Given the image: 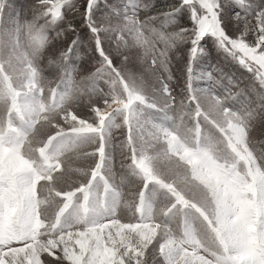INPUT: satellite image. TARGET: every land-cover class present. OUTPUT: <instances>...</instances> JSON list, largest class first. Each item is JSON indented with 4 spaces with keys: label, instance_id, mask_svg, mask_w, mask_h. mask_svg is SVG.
<instances>
[{
    "label": "rangeland",
    "instance_id": "1",
    "mask_svg": "<svg viewBox=\"0 0 264 264\" xmlns=\"http://www.w3.org/2000/svg\"><path fill=\"white\" fill-rule=\"evenodd\" d=\"M261 11L264 0H0V264L213 260L187 242L198 225L184 205L169 211L175 148L190 157L188 144L222 139L223 105L256 125L252 147L264 154ZM194 24L204 51L193 65ZM225 31L242 47L222 43ZM25 169L35 208L37 189L58 187L81 190L63 198L69 207L87 190L104 211L68 223L53 208L54 227L38 211L30 217ZM238 204L245 215L252 201ZM237 264H264L255 235Z\"/></svg>",
    "mask_w": 264,
    "mask_h": 264
},
{
    "label": "clouds",
    "instance_id": "2",
    "mask_svg": "<svg viewBox=\"0 0 264 264\" xmlns=\"http://www.w3.org/2000/svg\"><path fill=\"white\" fill-rule=\"evenodd\" d=\"M217 114L221 116V130L227 133L222 139L209 136L207 139L210 142L207 144L199 147L188 144L187 150L192 153L190 157L183 155L185 145H177L175 148L181 154L173 160L175 171L170 179L175 182L176 199L172 201L169 211L177 208L176 200H179L185 207L186 222L198 225V228L191 229L187 242L193 245V253L203 245L205 251H210L214 257L213 260L201 261V264H237V258L246 252L253 235L259 240L261 251L264 252V154L258 158L252 147L255 124L223 105L217 107ZM53 135L55 133L45 138L44 147H48V140ZM28 158L32 160L37 157L36 154H29ZM140 158H143L142 154ZM25 173L29 178L23 192L26 211L30 217L40 212L42 222L46 221L49 227H54V219L48 215L53 208L58 209L56 219L63 215L64 222L68 223L83 219L82 212L98 215L104 211L105 201L95 193L89 199L87 190L83 192V202L78 199L69 207L63 198L67 197L71 201L73 192L80 193L81 190L77 188L67 192L58 187L54 194L48 189L50 194L47 196L37 189V195L40 196L36 201L40 205L37 209L33 203L31 187L34 173L28 169H25ZM63 176L64 170L61 168L59 176L53 179H62ZM47 183L45 181L44 186ZM244 199L252 201V204L246 209V214L242 215L238 200ZM257 209L260 212L259 222ZM150 210V206L145 209ZM250 225H255V233L250 230ZM197 235L201 237L199 241L196 240ZM230 253L233 255H228Z\"/></svg>",
    "mask_w": 264,
    "mask_h": 264
},
{
    "label": "snow or ice",
    "instance_id": "3",
    "mask_svg": "<svg viewBox=\"0 0 264 264\" xmlns=\"http://www.w3.org/2000/svg\"><path fill=\"white\" fill-rule=\"evenodd\" d=\"M262 6H257L259 9ZM233 15H236L235 11L233 10ZM261 16V23L264 25V11L260 12ZM221 27H222V21H221ZM193 39L190 40V47H189V57L190 60H192L193 65L195 64L196 60H198L199 56L203 54V47L201 45V40L204 37L203 29L197 30L196 25H193V28L191 29ZM241 40L246 41L245 36H241ZM222 43L225 44H231L232 47H242V44L238 43L235 37H231L228 35V33L225 31L223 32V37L221 40ZM255 44H259V49H256L258 52H264V27L260 28V31L255 39ZM219 46V45H218ZM251 47H255V45H251ZM195 53V57L193 54Z\"/></svg>",
    "mask_w": 264,
    "mask_h": 264
},
{
    "label": "trees",
    "instance_id": "4",
    "mask_svg": "<svg viewBox=\"0 0 264 264\" xmlns=\"http://www.w3.org/2000/svg\"><path fill=\"white\" fill-rule=\"evenodd\" d=\"M80 39V38H79Z\"/></svg>",
    "mask_w": 264,
    "mask_h": 264
}]
</instances>
